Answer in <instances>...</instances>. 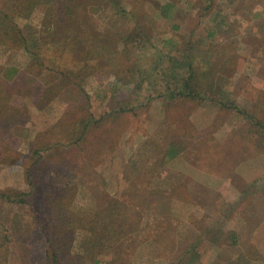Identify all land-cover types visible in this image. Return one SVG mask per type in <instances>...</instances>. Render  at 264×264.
Wrapping results in <instances>:
<instances>
[{
  "label": "rangeland",
  "instance_id": "rangeland-1",
  "mask_svg": "<svg viewBox=\"0 0 264 264\" xmlns=\"http://www.w3.org/2000/svg\"><path fill=\"white\" fill-rule=\"evenodd\" d=\"M250 2L0 0V264H264Z\"/></svg>",
  "mask_w": 264,
  "mask_h": 264
},
{
  "label": "crops",
  "instance_id": "crops-1",
  "mask_svg": "<svg viewBox=\"0 0 264 264\" xmlns=\"http://www.w3.org/2000/svg\"><path fill=\"white\" fill-rule=\"evenodd\" d=\"M246 2L247 3H252V2H250V0H244V3H246ZM249 5H250L249 8L251 10L252 4H249ZM243 15H244L243 16V22L249 23L250 21H252V16L250 15L249 11H245ZM222 20H223L222 18H220V20H219V18L217 17V21L222 22Z\"/></svg>",
  "mask_w": 264,
  "mask_h": 264
}]
</instances>
